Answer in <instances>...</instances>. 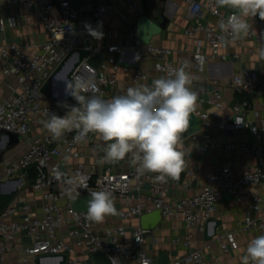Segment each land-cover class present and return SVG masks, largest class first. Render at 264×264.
Returning <instances> with one entry per match:
<instances>
[{
  "label": "built area",
  "instance_id": "1",
  "mask_svg": "<svg viewBox=\"0 0 264 264\" xmlns=\"http://www.w3.org/2000/svg\"><path fill=\"white\" fill-rule=\"evenodd\" d=\"M120 0H93L86 4L73 6L68 0H9L11 4H21L27 8L37 6L38 20L47 29L48 39L40 45L39 50L33 54L23 52L16 44H0V60L2 61V74L13 76V93L6 98L1 97L0 91V149L8 142L7 133L16 135L19 141L28 142L27 149L15 160H6L3 166V179L6 185L20 189L25 181L26 170L33 167L36 177L31 184L34 191L39 192L43 201L40 207V215L31 210L28 202L20 205L8 203L0 212V263L2 256L8 249H14L18 254V261L14 264H27L29 258L39 256H53L45 260L58 264L60 257L65 256L63 264H79L80 259L76 255L77 248H83L88 254L100 251L108 257L110 264H153L151 256L143 249V244L150 230L135 227L130 232V243L119 242L125 231L122 225L104 228L103 238L93 228L92 222L87 219L86 212L74 211L70 207L69 200L77 196H89L92 191L105 190L111 192L112 196L122 197L128 195L132 190H138L144 174H138L136 167L121 173H114L109 168L102 173L92 174L84 168L82 162L76 163L68 173L59 170V163L68 158H80L82 152L78 149L81 142L90 141L89 135L81 141L74 137L77 130L66 132L58 140H53L51 133L37 137L30 141V119L32 114L40 115L44 120L50 118L51 113L57 115L70 110V106H76L77 102L72 97L65 103H39L43 99L48 101L39 93V88L50 76L54 67L66 56L68 52L77 48H86L91 53L101 52L103 60L97 68L81 60L71 74L76 84L77 79L94 85L87 92L81 91V95L87 98L93 95L103 99H111L109 90L116 85L115 72L121 66L116 64V55L119 49L125 47H136L138 50V62L141 59H149L153 63L154 70L165 76L168 69L175 68L170 60L171 51L168 48L151 44L141 43L134 35H129L121 44H109L104 50L90 44L92 36L88 34L85 25L97 29L100 19L110 13ZM131 1V0H127ZM185 4L184 17L189 25L184 34L192 39L196 46L193 56V65L200 70L208 60H225L226 56L219 53V49L225 48L220 43V37L225 35L219 28L221 19L227 20L233 12H228L215 4V0H182ZM83 12L90 14L91 21L88 23L80 21ZM206 13L215 19V23H204L200 21V15ZM196 16V18H195ZM10 24L13 22L10 20ZM249 24L252 26L248 36L243 37L252 40L258 51L264 47V20L258 16L251 17ZM5 22L0 19V32L4 29ZM197 33L202 34L204 43L209 48L207 55L201 54L198 49L200 41L195 38ZM243 38L232 41L229 37L228 44H238ZM130 56V53L127 54ZM203 57V63L198 57ZM128 69L126 67H122ZM152 84L145 82L144 72L137 66L133 69L129 87ZM212 84H216L213 80ZM230 87L233 90L253 92L264 84V75L254 70H242L230 76ZM127 88V89H128ZM191 89L196 92L198 104H205L219 109L221 106V94L212 89L208 91L207 85L193 80ZM63 87L56 95L67 94ZM50 102V101H49ZM79 106V105H77ZM246 103L232 107L231 120L221 126V135L228 138L233 130L247 129L253 136L264 135V118L258 120L257 124L245 118ZM200 118L202 124L208 119L209 114L205 111H194ZM192 142L197 143L198 151H205L207 143L211 142L222 153L241 150L250 151L256 158L257 164L250 170L235 174L230 163L215 173L209 175V184L199 193L191 197L178 198L169 202L165 199L167 193L166 182L155 179L156 173L151 175L149 182V200L154 208L159 210L162 218H179L186 229L195 228L198 232H204L207 221L215 210L216 203L222 194H232L237 200L247 198L246 190L253 191L250 207L259 210L261 197L257 190L264 185V146L260 144L247 145L243 142H226L219 144L213 141L209 134L205 133L197 137V133L189 136ZM90 146L98 152L100 146L91 141ZM18 172V179L11 180ZM189 175L193 172L184 165V171ZM22 179V181H21ZM71 181V183H70ZM9 182V183H8ZM86 185V188L79 185ZM55 186L56 188H52ZM64 200L65 205L59 207L58 202ZM144 204L136 202L125 209H117V217L123 221L133 216L143 214ZM147 209L146 212H150ZM241 228L259 229L264 231L263 219L244 216ZM21 232L28 237V243H18L15 240ZM235 230H224L215 234L218 247L226 251L227 247L235 245ZM190 234L175 237L171 240L174 244H181L186 253L181 257L172 259L166 264H213L212 260L205 259L199 249H190ZM155 242V240H153ZM44 260V261H45Z\"/></svg>",
  "mask_w": 264,
  "mask_h": 264
},
{
  "label": "crops",
  "instance_id": "2",
  "mask_svg": "<svg viewBox=\"0 0 264 264\" xmlns=\"http://www.w3.org/2000/svg\"><path fill=\"white\" fill-rule=\"evenodd\" d=\"M54 1V0H52ZM142 0H120L110 13L104 15L97 26V31L103 33L100 40L91 38L90 44L98 46L102 50L109 44H121L129 36L134 35V24L138 16L141 15ZM185 4L182 0H164L163 12L168 21L164 29L159 34L154 35L150 43L159 47L168 48L171 51L170 60L175 68L180 67L185 61L189 62V68L186 71L192 73L199 83L207 85L208 91L215 89L221 94V106L215 109L212 106L195 103L194 111H205L209 114L208 119L202 124V129L197 133V137H201L207 133L213 141L219 144L226 142H243L247 145L260 144L264 146V135L253 136L245 130H233L228 138L221 135V126L231 120L232 107L242 102L246 103L245 118L254 124L258 120L264 118V84L260 85L257 91L251 93L248 99H243L230 87V76L242 70H254L260 75H264V59L258 57V49L250 39L243 38L238 44L229 43L227 47L219 49V53L225 54V60H208L204 66L198 70L193 65V56L196 46L192 39L184 34V30L189 25L188 20L184 17ZM37 6L27 8L21 4H11L9 0H0V19L5 22L4 29L0 32V44H16L20 49L27 53L33 54L39 50L41 44L48 39L47 29L38 20ZM200 21L204 23H215V19L206 13H198ZM88 12H83L80 21L88 23L91 21ZM196 18V16H195ZM13 24H10L9 21ZM251 17H248V23ZM195 38L200 41L198 51L207 55L209 48L202 39V34L197 33ZM2 61L0 60V91L1 97L6 98L13 93L14 78L13 76L5 77L2 74ZM138 67L145 74V82L152 84L154 79L165 76L161 72L154 70L153 63L149 59H141ZM133 69L118 68L115 72L116 85L109 90L110 97L126 94L130 85V79ZM215 80L216 84H212ZM64 87L61 76L55 78L52 91L57 94ZM102 98V97H101ZM103 99V98H102ZM48 100V99H47ZM52 103L43 99L39 103ZM59 115H64L61 113ZM41 121H45L40 115L32 114L30 119V141L37 137L50 134L42 125ZM90 141L78 144V149L82 152L80 158H68L66 161L59 163V170L68 173L73 166L82 162L87 171L92 174L102 173L109 168L114 173L126 172L132 169L130 163L131 154L123 160L115 163H100L104 157V147L107 142L103 141L98 134L88 133ZM95 141L99 144L100 149L95 152L90 146V142ZM199 142V141H198ZM198 142H192L190 138L181 141L179 150L185 153L184 161L193 174L189 175L183 172L184 176L180 183L171 181L166 182L167 193L165 199L169 202L178 198L191 197L199 193L209 184V175L218 172L225 164L229 162L235 174H240L246 170L252 169L257 164V158L250 151L234 150L222 153L213 143H207L205 151H198ZM8 143V142H7ZM6 143V144H7ZM5 144V146H6ZM28 146L26 140L15 141L0 157V180L3 179V166L6 160L17 159ZM153 173H145L138 190H132L128 195L114 198V206L117 209H125L134 205L136 202L144 204L142 212L147 209H153L154 206L149 200V182ZM56 188L55 186L52 187ZM261 197L259 210H252L250 207L253 191L247 189V198L245 200H237L235 195L224 193L221 199L216 203L215 210L211 218L218 222L215 228V234H219L224 230H235V245L227 247L226 251L221 250L215 239H205L204 233L198 232L195 228L186 229L179 218H162L155 228L151 229L147 234L143 249L151 256L153 264H166L174 258L181 257L186 253V249L181 244H174L171 240L175 237H182L186 233L190 234V249H199L203 253L205 259L212 260L213 264H241V257L246 254L248 243L255 237L264 234L263 230L241 228V221L244 216H250L256 219L264 217V185L257 190ZM13 204H22L28 202L32 211L40 215V207L43 203L41 195L32 189L31 185L23 182L18 189L16 195L11 201ZM59 207L65 205V201L58 202ZM140 216H133L121 221L117 215H108L103 222H92L93 228L97 230L98 235L103 238L104 228L122 225L124 227V235L119 238V242L128 244L131 237L130 232L133 228L139 226ZM155 240V242H153ZM29 239L21 232L14 242L28 243ZM76 255L80 259L79 264H94L83 248L76 249ZM18 261V254L14 249H8L2 256L0 264H14ZM44 263H51L52 260H45ZM125 260L121 264H128ZM27 264H36V258H29Z\"/></svg>",
  "mask_w": 264,
  "mask_h": 264
},
{
  "label": "clouds",
  "instance_id": "3",
  "mask_svg": "<svg viewBox=\"0 0 264 264\" xmlns=\"http://www.w3.org/2000/svg\"><path fill=\"white\" fill-rule=\"evenodd\" d=\"M218 7L234 10L225 21H219V28L225 35L220 37L222 46L248 36L251 25L248 17L258 16L264 20V0H215ZM94 39L103 38V33L85 25ZM264 59V47L258 51ZM203 63L204 58L198 57ZM189 62L178 68H169L166 76L152 81V85L129 87L126 94L111 99L93 95L87 98L80 92H87L89 83L77 79L69 93L79 106H70L64 115L51 113L50 118L41 121L43 127L58 140L66 132L77 130L76 141L96 133L107 142L104 157L100 163H115L131 154L130 163L138 174L156 173L155 179L179 180L184 171V155L179 150L182 134L189 128L190 114L194 113L197 94L191 89L196 77L186 71ZM67 91V87H66ZM71 183V181H70ZM86 188V185H79ZM86 201V217L90 221L103 222L106 216L116 215L114 197L111 192L100 190L89 193ZM145 264L147 262L145 261ZM241 264H264V234L252 239L241 257Z\"/></svg>",
  "mask_w": 264,
  "mask_h": 264
},
{
  "label": "water",
  "instance_id": "4",
  "mask_svg": "<svg viewBox=\"0 0 264 264\" xmlns=\"http://www.w3.org/2000/svg\"><path fill=\"white\" fill-rule=\"evenodd\" d=\"M93 0H68L70 5L79 6L86 4ZM164 0H142L141 2V15L137 17L134 24V36L141 43L147 44L150 42L154 35L160 33L162 29L165 28L167 24V17L163 12ZM221 9L233 12L234 10L227 7H220ZM130 53V56L127 54ZM138 50L136 47H121L116 55V64L121 67H126L134 69L138 66ZM85 59V62L94 68H97L103 60V54L101 52L91 53L86 48L73 49L66 54V56L54 67L50 76L43 82L39 88V93L54 104H62L67 102L72 98L69 94L75 87V84L71 78V74L75 67L79 64L81 60ZM61 76L64 83V87H67L68 92L63 96H58L53 93L52 85L56 77ZM202 129V121L195 114H190L189 128L182 134V140L188 138L189 136L198 133ZM8 143L4 148L0 149L1 154L15 141L18 140L16 135L7 133ZM183 172L179 180H172L168 178V181L174 183H180L183 179ZM18 172H16L11 180L16 181L18 179ZM22 181V179H21ZM5 179L0 180V212L5 208V206L10 203L14 196L16 195L18 188L6 185ZM9 183V182H8ZM89 196H77L72 197L69 200L70 207L74 211L86 212V201ZM160 221L159 210L155 209L150 212H145L140 215L139 226L142 229L151 230L156 227ZM218 226V222L210 218L204 229V238L211 239L215 235V228ZM60 260L58 264H63L65 256L63 254L58 255ZM53 256H39L36 257V264H45L43 261L46 258ZM90 258L94 264H110L108 257L101 253L100 251H95L90 254Z\"/></svg>",
  "mask_w": 264,
  "mask_h": 264
},
{
  "label": "trees",
  "instance_id": "5",
  "mask_svg": "<svg viewBox=\"0 0 264 264\" xmlns=\"http://www.w3.org/2000/svg\"><path fill=\"white\" fill-rule=\"evenodd\" d=\"M259 88H257L255 91H257ZM262 89H263L262 91L264 93V87ZM255 91H253V92H255ZM253 92L248 93V92H244L242 90H236V93L239 94V96L241 98L246 99V100L248 99L249 95L251 93H253ZM35 177H36V172H35L34 168L33 167H29L26 170L25 182H27L29 185H31L33 183Z\"/></svg>",
  "mask_w": 264,
  "mask_h": 264
}]
</instances>
